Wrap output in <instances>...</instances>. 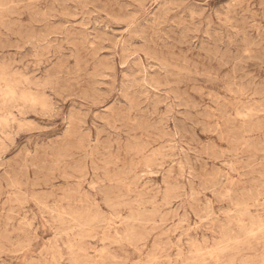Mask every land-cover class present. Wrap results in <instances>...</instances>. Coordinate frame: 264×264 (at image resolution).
Segmentation results:
<instances>
[{"label":"rangeland","instance_id":"obj_1","mask_svg":"<svg viewBox=\"0 0 264 264\" xmlns=\"http://www.w3.org/2000/svg\"><path fill=\"white\" fill-rule=\"evenodd\" d=\"M69 1L0 0V264H264V0Z\"/></svg>","mask_w":264,"mask_h":264},{"label":"bare ground","instance_id":"obj_2","mask_svg":"<svg viewBox=\"0 0 264 264\" xmlns=\"http://www.w3.org/2000/svg\"><path fill=\"white\" fill-rule=\"evenodd\" d=\"M68 1H69V0H68ZM75 1H76V0H75ZM107 1H108V0H107ZM69 2H70V1H69ZM65 3H66V2H65ZM115 3H116V2H115ZM111 4H112V3H111ZM111 4H110V5H111ZM66 5H67V4H66ZM62 6H63V5H62ZM49 7H50V6H49ZM118 7H120V6L118 5ZM103 8H104V7H103ZM110 8H111V7H110ZM120 8H121V7H120ZM46 9H47V8H46ZM47 10H48V9H47ZM107 10H108V9H107ZM121 10H122V9H121ZM6 11H7V10H6ZM10 11H13V10H10ZM79 11H80V10H79ZM117 11H118V10H117ZM163 11H164V10H163ZM163 11H162V13H163ZM239 11H240V10H239ZM48 12H50V11H48ZM122 12H123V10H122ZM2 13H3V12H2ZM6 13H8V11H7ZM9 13H10V12H9ZM9 13H8V14H9ZM11 13H12V12H11ZM33 13H34V12H33ZM123 13H124V12H123ZM159 13H160V12H159ZM162 13H161V15H162ZM237 13H238V12H237ZM46 14H47V11H46ZM48 14H49V13H48ZM163 14H164V13H163ZM34 15H35V13H34ZM161 15H160V17H161ZM122 16H123V15H122ZM38 17H40V16H38ZM38 17H37V18H38ZM120 17H121V16H120ZM252 17H253V16H252ZM37 18H36V19H37ZM124 18H125V17H124ZM36 19H35V20H36ZM38 20H39V19H38ZM263 20H264V18H263ZM159 21H160V18H159ZM35 23H36V21H35ZM35 23H34V24H35ZM1 25H2V24H1ZM1 25H0V26H1ZM14 25H15V24H14ZM153 25H154V24H153ZM156 25H157V24H156ZM16 26H17V25H16ZM27 26H28V25H27ZM2 27H3V26H2ZM10 27H11V26H10ZM31 27H32V25H31ZM154 27H155V26H154ZM158 27H159V26H157V28H158ZM15 28H18V26L15 27ZM21 29H22V28H21ZM107 29H108V28H107ZM147 30H148V29H147ZM147 30H146V31H147ZM6 33H7V32H6ZM12 33H13V32H12ZM7 34H8V33H7ZM14 34H15V33H14ZM37 34H38V33H37ZM148 34H150V33H148ZM148 34H147V35H148ZM64 35H65V33H64ZM147 35H146V36H147ZM28 36H29V35H28ZM28 36H27V37H28ZM185 37H187V36H185ZM29 38H30V37H29ZM33 38H34V37H33ZM33 38H32V39H33ZM173 38H174V37H172V40H173ZM175 38H176V37H175ZM7 39H8V38H7ZM148 39H149V38H148ZM156 39H157V38H156ZM170 39H171V38H170ZM170 39H169V40H170ZM19 40H20V39H19ZM98 40H99V39H98ZM150 40H151V39H150ZM0 41H1V40H0ZM183 41H184V40H183ZM150 42H152V40H151ZM8 43H9V42H8ZM159 43H160V42H159ZM175 43H176V42H175ZM4 44H5V43H4ZM146 44H147V43H146ZM151 44H152V43H151ZM84 45H85V44H84ZM163 45H164V44H163ZM163 45H162V46H163ZM179 45H180V43H179ZM179 45H178V46H179ZM188 45H189V44H188ZM190 45H191V44H190ZM190 45H189V46H190ZM4 46H5V45H4ZM6 46H7V45H6ZM15 46H16V44H15ZM145 46H146V45H145ZM149 46H150V45H149ZM173 46H175V45H173ZM182 46H183V45H182ZM67 47H68V46H67ZM70 47H71V46H70ZM10 48H11V47H10ZM64 48H65V47H64ZM89 48H90V47H89ZM147 48H148V47H147ZM151 48H152V47H151ZM155 48H156V47H155ZM179 48H180V47H179ZM190 48H191V47H190ZM2 49H3V48H2ZM14 49H15V48H14ZM94 49H95V48H94ZM149 49H150V48H149ZM166 49H167V47H166ZM181 49H182V48H181ZM154 50H155V49H154ZM189 50H190V49H189ZM167 51H168V49H167ZM167 51H166V52H167ZM202 51H203V50H202ZM214 51H215V50H214ZM31 52H32V51H31ZM199 52H201V51H199ZM203 52H204V51H203ZM38 53H39V52H38ZM64 53H65V52H64ZM167 53H168V52H167ZM206 53H208V52H206ZM214 53H215V52H214ZM59 54H60V53H59ZM74 54H75V53H74ZM130 54H131V53H130ZM172 54H173V53H172ZM216 54H217V53H216ZM53 55H54V53H53ZM153 55H154V53H153ZM157 55H159V54H157ZM208 55H209V54H208ZM29 56H31V55H29ZM63 56H64V55H63ZM63 56H62V57H63ZM73 56H74V55H73ZM73 56H72V57H73ZM151 56H152V55H151ZM74 57H75V56H74ZM166 57H167V56H166ZM215 57H216V56H215ZM25 58H26V57H25ZM90 58H91V57H90ZM212 58H213V57H212ZM18 59H19V58H18ZM64 59H65V57H64ZM66 59H67V58H66ZM69 59H70V58H69ZM163 59H164V58H163ZM167 59H168V58H167ZM186 59H187V58H186ZM208 59L210 60V57H209ZM216 59H218V58H216ZM224 59H225V56H224ZM26 60H27V59H26ZM159 60H161V59H159ZM250 60H252V59H250ZM13 61H14V60H13ZM23 61H24V59H23ZM97 61H98V60H97ZM223 61H224V60H223ZM19 62H20V61H19ZM149 62H150V61H149ZM166 62H167V61H166ZM181 62H182V61H181ZM215 62H216V61H215ZM22 63H23V62H22ZM65 63H66V62H65ZM74 63H75V62H74ZM82 64H83V63H82ZM173 64H174V63H173ZM175 64H176V63H175ZM234 64H235V63H234ZM97 65H98V64H97ZM104 65H105V64H104ZM109 65H110V63H109ZM109 65H108V66H109ZM179 65H180V64H179ZM179 65H178L177 67H179ZM209 65H210V64H209ZM214 65H215V64H214ZM214 65H213V66H214ZM220 65H222V64H220ZM223 65H224V64H223ZM223 65H222V66H223ZM226 65H227V64H226ZM260 65H261V64H260ZM54 66H55V65H54ZM82 66H83V65H82ZM175 66H176V65H175ZM191 66H192V65H191ZM255 66H256V65H255ZM158 67H159V66H158ZM184 67H185V66H184ZM193 67H194V66H193ZM81 68H82V67H81ZM148 68H149V67H148ZM189 68H190V67H189ZM254 68H255V67H254ZM60 69H61V68H60ZM66 69H67V68H66ZM187 69H188V68H187ZM219 69H220V68H219ZM222 69H223V68H222ZM256 69H257V68H256ZM87 70H88V69H87ZM110 70H111V69H110ZM161 70H164V69H161ZM220 70H221V69H220ZM223 70H224V69H223ZM233 70H235V69H233ZM236 70H237V69H236ZM75 71H76V70H75ZM85 71H86V70H85ZM181 71H182V70H181ZM184 71H185V70H184ZM49 72H50V71H49ZM56 72H57V71H56ZM107 72H109V71H107ZM107 72H106V73H107ZM167 72H169V71H167ZM66 73H67V72H66ZM77 73H78V72H77ZM82 73H83V72H82ZM85 73H86V72H85ZM43 74H44V73H43ZM54 74H55V73H54ZM58 74H60L59 71H58ZM71 74H73V72H72ZM71 74H70V75H71ZM145 74H146V73H145ZM188 74H189V73H188ZM235 74H236V71H235ZM238 74H239V72H238ZM44 75H45V74H44ZM66 75H67V74H66ZM66 75H65V76H66ZM76 75H77V74H75V76H76ZM78 75H79V74H78ZM82 75H83V74H82ZM166 75H167V73H166ZM51 76H52V75H51ZM173 76H174V75H173ZM195 76H196V74H195ZM235 76H236V75H235ZM68 77H69V76H68ZM71 77H72V76H71ZM76 77H78V76H76ZM80 77H81V76H80ZM145 77H146V76H145ZM181 77H182V76H181ZM186 77H187V75H186ZM203 77H204V76H203ZM52 78H54V77H52ZM57 78H58V77H57ZM73 78H74V77H73ZM174 78H175V77H174ZM209 78H211V77H209ZM66 79H67V78H66ZM77 79H78V78H77ZM149 79H150V78H149ZM184 79L186 80L187 78H183V80H184ZM190 79H192V77H190ZM197 79H199V78H197ZM197 79H196V80H197ZM201 79H202V78H201ZM54 80H55V79H54ZM62 80H63V79H62ZM81 80L84 81V79H81ZM150 80H151V79H150ZM180 80H181V78H180ZM187 80H189V78H188ZM210 80H212V79H210ZM215 80H216V79H215ZM51 81H52V80H51ZM64 81H66V80L64 79ZM69 81H71V80H69ZM95 81H96V80H95ZM134 81H135V80H134ZM134 81H133V83H134ZM152 81L154 82L153 79H152ZM203 81H204V80H203ZM205 81H206V80H205ZM212 81H214V80H212ZM28 82H29V81H28ZM49 82H50V81H49ZM53 82H54V81H53ZM53 82H50V83H53ZM59 82H60V81H59ZM61 82H62V81H61ZM90 82H91V81H90ZM215 82H216V81H215ZM232 82H233V81H232ZM57 83H58V81H57ZM63 83H64V82H63ZM85 83H86V82H85ZM111 83H112V82H111ZM126 83H127V82H126ZM155 83H156V82H155ZM184 83H185V82H184ZM193 83H194V82H193ZM196 83H197V82H196ZM210 83H211V82H210ZM64 84H66V83H64ZM71 84H72V83H71ZM92 84H94V83L92 82ZM92 84H91V85H92ZM96 84H97V83H96ZM158 84H159V83H158ZM188 84H189V83H188ZM188 84H187V85H188ZM232 84H233V83H232ZM58 85H59V84H58ZM60 85H61V84H60ZM62 85H63V84H62ZM62 85H61V86H62ZM85 85H86V84H85ZM118 85H119V84H118ZM133 85H134V84H133ZM177 85H178V84H177ZM15 86H17V85H15ZM181 86H182V85H181ZM13 87H14V86H13ZM35 87H36V86H35ZM64 87H66V86H64ZM64 87H63V89H64ZM79 87H80V86H79ZM81 87H82V86H81ZM87 87H88V86H87ZM92 87H93V86H92ZM92 87H91L90 90H92ZM130 87H131V86H130ZM178 87H179V86H178ZM70 88H71V87H70ZM122 88H123V87H122ZM66 89H67V88H66ZM119 89H120V88H119ZM184 89H185V88H184ZM231 89H232V88H231ZM49 90H50V89H49ZM51 90H52V89H51ZM56 90H57V89H56ZM225 90H226V87H225ZM232 90H233V89H232ZM236 90H238V89H236ZM57 91H58V90H57ZM60 91H61V90H60ZM60 91H58V92H60ZM78 91H81V90H78ZM127 91H128V90H127ZM199 91H200V90H199ZM58 92H57V93H58ZM67 92H69V91H67ZM71 92H72V91H71ZM123 92H124V91H123ZM178 92H179V91H178ZM201 92H202V91H201ZM9 93H10V92H9ZM73 93H74V92H73ZM79 93H80V92H79ZM95 93H96V92H95ZM197 93H198V92H197ZM237 93H238V91H237ZM64 94H65V93H64ZM120 94H121V93H120ZM201 94H202V93H201ZM228 94H229V93H228ZM241 94H242V93H241ZM10 95H11V94H10ZM55 95H56V94H55ZM61 95H62V94H61ZM72 95H73V94H72ZM109 95H110V93H109ZM130 95H131V94H130ZM185 95H186V94H185ZM198 95H199V94H198ZM238 95H239V94H238ZM90 96H91V95H90ZM230 96H231V95H230ZM9 97H10V96H9ZM9 97H8V99H9ZM12 97H13V96H12ZM49 97H50V96H49ZM237 97H241V95H240V96H237ZM244 97H245V96H244ZM13 98H14V97H13ZM153 98H154V97H153ZM23 99H25V98H23ZM189 99H191V98H189ZM208 99H209V98H208ZM89 100H90V99H89ZM225 100H226V99H225ZM3 101H4V100H3ZM6 101H7V100H6ZM153 101H154V100H153ZM174 101H175V100H174ZM189 101H190V100H189ZM193 101H194V100H193ZM214 101H215V100H214ZM218 101H219V100H218ZM14 102H15V101H14ZM140 102H141V101H140ZM191 102H192V101H191ZM219 102H220V101H219ZM28 103H29V102H28ZM152 103H153V102H152ZM154 103H155V101H154ZM26 104H27V103H26ZM44 104H45V103H44ZM212 104H213V103H212ZM216 104H217V103H216ZM35 105H36V104H35ZM179 105H180V104H179ZM189 105H191V104H189ZM193 105H194V102H193ZM219 105H220V104H219ZM238 105H239V104H238ZM246 105H248V104H246ZM249 105H250V102H249ZM258 105H259V104H258ZM32 106H33V105H32ZM147 106H148V105H147ZM199 106H200V105H199ZM242 106H243V105H242ZM34 107H35V106H34ZM154 107H155V106H154ZM257 107H258V106H257ZM257 107H256V108H257ZM15 108H16V107H15ZM129 108H130V107H129ZM151 108H152V107H151ZM217 108H218V107H217ZM221 108H222V107H221ZM224 108H225V107H224ZM248 108H249V107H248ZM248 108H247V109H248ZM130 109H131V108H130ZM147 109H148V108H147ZM235 109H236V108H235ZM241 109H242V108H241ZM43 110H44V109H43ZM55 110H56V109H55ZM127 110H128V109H127ZM141 110H142V109H141ZM153 110H154V109H153ZM218 110H219V109H218ZM192 111H193V110H192ZM219 111H220V110H219ZM234 111H235V110H234ZM258 111H259V108H258ZM20 112L22 113V111H20ZM70 112H73V111H70ZM140 112H141V111H140ZM220 112H221V111H220ZM108 113H109V112H108ZM222 113H223V112H222ZM222 113H221V114H222ZM219 114H220V113H219ZM223 114H224V113H223ZM223 114H222V115H223ZM225 114H226V113H225ZM109 115H110V114H109ZM119 115H120V114H119ZM250 115H252V114H250ZM70 116H71V115H70ZM68 117H69V116H68ZM226 117H227V116H226ZM246 117H247V116H246ZM252 117H253V116H252ZM115 118H116V117H115ZM126 118H127V117H125V121L128 119V118H127V119H126ZM190 118H191V117H190ZM240 118H241V117H240ZM242 118H243V117H242ZM68 119H69V118H68ZM119 119H120V118H119ZM186 119H187V118H186ZM197 119H198V118H197ZM197 119H196V120H197ZM203 119H204V118H203ZM229 119H230V118H229ZM238 119H239V116H238ZM246 119H247V118H246ZM142 120H143V118H142ZM231 120H232V119H231ZM244 120H245V119H243V121H244ZM250 120H251V119H250ZM65 121H66V120H65ZM247 121H248V120H247ZM110 122H111V121H110ZM127 122H128V121H127ZM127 122H126V124H127ZM136 122H137V121H136ZM192 122H193V121H192ZM214 122H215V121H214ZM223 122H224V121H223ZM241 122H242V121H241ZM115 123H116V122H115ZM118 123H119V120H118ZM137 123H139V122H137ZM159 123H161V122H159ZM246 123H247V122H246ZM69 124H70V123H69ZM135 124H136V123H135ZM250 124H251V123H250ZM158 125H159V124H158ZM196 125H197V124H196ZM229 125H230V124H229ZM231 125H232V124H231ZM140 126H141V125H140ZM140 126H139V127H140ZM154 126L156 127V125H154ZM154 126H153V127H154ZM198 126H199V125H198ZM234 126H235V125H234ZM245 126H246V125H245ZM113 127H114V126H113ZM144 127H145V126H144ZM196 127H197V126H196ZM203 127H205V126H203ZM16 128H17V127H16ZM141 128H142V127H141ZM151 128H152V127H151ZM185 128H186V127H185ZM215 128H216V127H215ZM218 128H219V127H218ZM135 129H136V128H135ZM144 129H145V128H144ZM208 129H209V128H208ZM244 129H245V127H244ZM246 129H247V128H246ZM249 129H250V127H249ZM249 129H248V130H249ZM114 130H115V129H114ZM131 130H132V129H131ZM133 130H134V129H133ZM146 130H147V129H146ZM146 130H145V131H146ZM187 130H188V128H187ZM187 130H186V131H187ZM205 130H206V129H205ZM215 130H216V129H215ZM218 130H219V129H218ZM25 131H26V130H25ZM153 131H154V130H153ZM153 131H152V132H153ZM182 131H183V130H182ZM192 131H193V130H192ZM154 132H155V131H154ZM184 132H185V131H184ZM184 132H183V134H184ZM211 132H213V131L211 130ZM156 133H157V132H156ZM206 133H207V132H206ZM158 134H159V133H158ZM163 134H164V133H163ZM232 134H233V133H232ZM232 134H231V135H232ZM105 135H106V134H105ZM120 135H121V134H120ZM131 135H132V134H131ZM167 135H168V134H167ZM191 135H192V134H191ZM199 135H200V134H199ZM204 135H205V134H204ZM207 135H208V134H207ZM218 135H219V134H217V136H218ZM220 135H221V134H220ZM239 135H241V134H239ZM101 136H102V135H101ZM236 136H237V135H235V137H236ZM245 136H246V135H245ZM245 136H244V137H245ZM176 137H177V136H176ZM189 137H190V136H189ZM189 137H188V138H189ZM192 137H193V136H192ZM221 137H222V135H221ZM241 138H242V137H241ZM62 139H63V138H62ZM219 139H220V138H219ZM223 140H224V139H223ZM240 140L242 141V139H240ZM247 140H248V139H247ZM82 141H83V140H82ZM193 141H194V140H193ZM195 141H197V140L195 139ZM236 141H238V140H236ZM249 141H250V140H249ZM104 142H105V141H104ZM107 142H108V141H107ZM247 142H248V141H247ZM253 142H254V141H253ZM62 143H63V142H62ZM64 143H65V142H64ZM66 143H67V142H66ZM109 143H110V142H109ZM165 143H166V142H165ZM200 143H201V142H200ZM209 143H210V142H209ZM213 143H214V142H213ZM251 143H252V142H251ZM102 144L105 146L104 143H102ZM140 144H141V143H140ZM207 144H208V143H207ZM106 145H107V143H106ZM263 145H264V144H263ZM65 146H66V144H65ZM95 146H96V145H95ZM95 146H94V147H95ZM57 147H58V146H57ZM94 147H93V148H94ZM110 147H111V143H110ZM138 147H139V146H138ZM25 148H26V147H25ZM47 148H48V147H47ZM213 148H214V147H213ZM261 148H262V147H261ZM261 148H260V149H261ZM58 149H59V148H58ZM58 149L56 148V150H58ZM145 149H146V148H145ZM202 149H203V148H202ZM202 149H201V150H202ZM258 149H259V148H258ZM25 150H26V149H25ZM65 150H66V149H65ZM66 151H67V150H66ZM110 151H111V150H110ZM203 151H204V150H203ZM234 151H235V150H234ZM258 151H259V150H258ZM260 151H261V150H260ZM24 152H25V151H24ZM62 152L64 153L65 151H62ZM76 152H77V151H76ZM128 152H129V151H128ZM157 152H158V151H157ZM237 152H238V151H237ZM261 152H262V151H261ZM129 153H131V152H129ZM158 153H159V152H158ZM197 153H198V152H197ZM197 153H196V154H197ZM223 153H227V152H223ZM111 154H112V153H111ZM118 154H121V153H118ZM118 154H117V155H118ZM38 155H39V154H38ZM50 155H51V154H50ZM52 155H54V154H52ZM57 155H58V154H57ZM63 155H64V154H63ZM96 155H97V154H96ZM197 155H198V154H197ZM216 155H217V154H216ZM221 155H222V153H221ZM223 155H224V154H223ZM227 155H229V154H227ZM232 155H233V154H232ZM29 156H30V155H29ZM34 156H35V155H34ZM66 156H67V155H66ZM225 156H226V154H225ZM233 156H234V155H233ZM241 156H242V155H241ZM262 156H263V155H262ZM22 157H23V156H22ZM22 157H20V158H22ZM26 157L29 158L28 156H26ZM30 157H31V156H30ZM38 157H39V156H38ZM52 157H53V156H52ZM69 157H70V156H69ZM87 157H88V156H87ZM97 157H98V156H97ZM118 157H119V156H118ZM207 157H208V156H207ZM44 158H45V157H43V159H44ZM47 158H48V157H47ZM88 158H89V157H88ZM115 158H116V157H115ZM214 158H216V157H214ZM224 158H225V157H224ZM236 158H237V156H236ZM45 159H46V158H45ZM53 159H54V157H53ZM73 159H75L74 156H73ZM85 159H86V158H85ZM237 159H238V158H237ZM22 160H23V159H22ZM32 160H33V159H32ZM32 160H30V161H32ZM48 160H50V159L48 158ZM59 160L61 161L62 158H60ZM215 160H216V159H215ZM81 161H82V160H81ZM114 161H115V160H114ZM176 161H177V160H176ZM33 162H34V161H33ZM42 162H43V161H42ZM84 162H85V161H84ZM115 162H116V161H115ZM127 162H128V161H127ZM228 162H231V161H228ZM0 163H1V162H0ZM2 163H3V162H2ZM25 163H26V162H25ZM39 163H40V161H39ZM82 163H83V162H82ZM52 164H53V163H52ZM2 165H3V164H2ZM2 165H1V166H2ZM53 165H54V164H53ZM59 165H60V164H59ZM137 165H138V164H137ZM231 165H232V164H231ZM40 166H41V165H40ZM54 166H55V165H54ZM65 166H66V165H65ZM114 166H116V165H114ZM138 166H139V165H138ZM194 166H195V164H194ZM232 166H233V165H232ZM21 167H22V166H21ZM23 167H24V166H23ZM23 167H22V168H23ZM38 167H39V166H38ZM44 167H46V166H44ZM52 167H53V166H52ZM61 167H62V165H61ZM85 167H87V166H85ZM128 167H129V166H128ZM128 167H127V168H128ZM191 167H192V166H191ZM195 167H196V166H195ZM234 167H235V166H234ZM40 168H42V167H40ZM56 168H57V167H56ZM56 168H55V169H56ZM59 168H60V167H59ZM125 168H126V167H125ZM145 168H147V167H145ZM200 168H201V166H200ZM227 168H228V167H227ZM18 169H19V168H18ZM52 169H53V168H52ZM60 169H61V168H60ZM132 169H133V168H132ZM190 169H191V168H190ZM196 169H197V168H196ZM229 169H230V167H229ZM229 169H228V171H229ZM232 169H233V168H232ZM22 170H24V168H23ZM128 170H129V169H128ZM128 170H127V171H128ZM191 170H192V169H191ZM233 170H234V169H233ZM14 171H15V170H14ZM58 171H59V170H58ZM69 171H70V170H69ZM136 171H137V169H136ZM230 171H232V170H230ZM17 172H18V171H17ZM45 172H46V171H45ZM132 172H134V170H133ZM188 172H189V170H188ZM232 172H233V171H232ZM234 172H235V171H234ZM38 173H39V172H38ZM41 173H42V172H41ZM52 173H53V170H52ZM146 173H147V172H146ZM218 173H219V171H218ZM23 174H24V172H23ZM43 174H44V173H43ZM46 174H47V173H46ZM48 174H49V172H48ZM58 174H59V173H58ZM130 174H131V173H130ZM150 174H151V173H150ZM216 174H217V173H216ZM221 174H222V173H221ZM235 174L237 175V173H235ZM18 175H19V173L17 174V176H18ZM25 175H26V174H25ZM25 175H24V176L22 175V177H25ZM38 175H39V174H38ZM41 175H42V174H41ZM51 175H52V174H51ZM104 175H105V174H104ZM131 175H132V174H131ZM251 175H252V174H251ZM253 175H254V174H253ZM26 176H27V175H26ZM48 176H50V175H48ZM249 176H250V175H249ZM32 177H33V176H32ZM36 177H37V176H36ZM141 177H142V176H141ZM143 177H145V176H143ZM149 177H151V176H149ZM15 178H16V177H15ZM65 178H66V177H64L63 179H65ZM162 178H163V177H162ZM204 178H205V177H204ZM226 178H227V177H226ZM250 178H251V177H250ZM258 178H259V177H258ZM13 179H14V178H13ZM24 179H25V178H24ZM33 179H34V178H33ZM45 179H46V178H45ZM214 179H215V178H214ZM221 179H222V178H221ZM239 179H240V177H239ZM4 180H6V179H2V181H4ZM14 180H15V179H14ZM14 180H13V181H14ZM21 180H23V179H21ZM67 180H68V179H67ZM140 180H141V178H140ZM64 181H65V180H64ZM218 181H219V180H218ZM240 181H241V180H240ZM14 182H16V181H14ZM14 182H13V183H14ZM135 182H136V181H135ZM201 182H202V181H201ZM235 182H237V181H234V183H235ZM262 182H263V181H262ZM45 183H46V182H45ZM111 183H112V182H111ZM197 183H198V182H197ZM217 183H218V182H217ZM25 184H26V183H25ZM212 184H213V183H211L210 185H212ZM215 184H216V183H215ZM231 184H233V183H231ZM258 184H259V183H258ZM9 185H11V184L9 183ZM21 185H22V184H21ZM207 185H208V184H207ZM213 185H214V184H213ZM216 185H217V184H216ZM220 185H221V184H220ZM255 185H256V184H255ZM14 186H15V185H14ZM190 186H191V185H190ZM259 186H260V185H259ZM33 187H34V186H33ZM209 187H210V186H209ZM212 187H213V186H212ZM212 187H211V188H212ZM217 187H219V186H217ZM257 187H258V186H257ZM261 187H263V186H261ZM13 188H14V187H13ZM13 188H12V189H13ZM94 188H95V186H94ZM97 188H98V187H97ZM204 188H205V187H204ZM213 188H214V187H213ZM209 189H210V188H209ZM221 189H222V188H221ZM262 189L264 190V187H263ZM13 190H14V189H13ZM93 190H94V189H93ZM210 190H212V189H210ZM214 190H215V189H214ZM254 190H255V189H254ZM256 190H257V189H256ZM102 191H103V190H102ZM104 191H105V190H104ZM100 192H101V190H100ZM110 192H112V190H111ZM259 192H260V191H259ZM5 193H6V192H5ZM105 193H107V192H105ZM108 193H109V190H108ZM108 193H107V195H105L104 197L110 195V194H108ZM201 193H202V192H201ZM206 193H209V192H206ZM206 193H205V194H206ZM193 194H194V193H193ZM216 194H217V193H216ZM245 194H246V193H245ZM251 194H252V192H251ZM251 194H250V196H251ZM15 195H16V194H15ZM196 195H197V194H196ZM198 195H199V194H198ZM198 195H197V196H198ZM209 195H210V194H209ZM226 195H227V194H226ZM228 195H229V194H228ZM243 195H244V194H243ZM253 195H254V191H253ZM256 195H257V194H256ZM213 196H214V195H213ZM229 196H230V195H229ZM231 196H232V195H231ZM109 197H111V195H110ZM205 197H206V196H205ZM216 197H217V196H216ZM227 197H228V196H227ZM232 197H234V196H232ZM253 197H254V196H253ZM16 198H17V197H16ZM46 198H47V197H46ZM112 198H114V197H112ZM212 198H213V197H212ZM230 198H231V197H230ZM235 198L237 199V197H235ZM235 198H234V199H235ZM238 198H239V197H238ZM251 198H252V197H251ZM256 198H257V197H256ZM106 199H107V198H106ZM231 199H233V198H231ZM3 200H4V199H3ZM13 200H14V199H13ZM113 200H114V199H113ZM122 200L124 201V199H122ZM222 200H223V199H222ZM224 200H225V199H224ZM16 201H17V200H16ZM206 201H207V200H206ZM233 201H234V200H233ZM64 202H65V201H64ZM104 202H105V201H104ZM107 202H108V201H107ZM242 202H243V201H242ZM259 202H260V201H259ZM259 202H258V203H259ZM6 203H7V202H6ZM68 203H69V202H68ZM105 203H106V202H105ZM121 203H122V202H121ZM18 204H19V203H18ZM108 204H109V203H108ZM117 204H118V203H117ZM123 204H124V203H123ZM210 204H212V203L210 202ZM109 205H110V204H109ZM118 205H119V204H118ZM145 205H146V203H145ZM207 205H208V204H207ZM255 205H256V204H255ZM257 205H258V204H257ZM17 206H18V205H17ZM123 206H124V205H123ZM149 206H150V205H149ZM208 206H210V205H208ZM59 207H60V206H59ZM108 207H109V206H107V208H108ZM124 207H125V206H124ZM136 207H137V205H136ZM176 207H177V206H176ZM200 207H201V206H200ZM211 207H212V206H211ZM211 207H210V208H211ZM257 207H258V206H257ZM110 208H111V207H110ZM141 208H142V207H141ZM41 209H42V208H41ZM43 209H44V208H43ZM54 209H55V208H54ZM108 209H109V208H108ZM112 209H113V208H112ZM112 209H111V210H112ZM55 210H56V209H55ZM152 210H154V207H153ZM158 210H159V209H158ZM203 210H205V209L203 208ZM206 210H207V209H206ZM241 210H242V209H241ZM247 210H248V209H247ZM14 211H15V210H14ZM56 211H57V210H56ZM114 211H115V210H114ZM212 211H213V209H212ZM234 211H235V210H234ZM260 211H261V210H260ZM57 212H58V211H57ZM144 212H145V211H144ZM197 212H198V211H197ZM208 212H209V208H208ZM250 212H251V211H250ZM27 213H28V212H27ZM48 213H49V211H48ZM145 213H146V212H145ZM154 213H155V211H154ZM154 213H153V214H154ZM235 213H236V212H235ZM248 213H249V212H248ZM31 214H32V213H31ZM58 214H59V213H58ZM132 214H133V213H132ZM156 214H157V213H156ZM183 214H184V213H183ZM192 214H193V213H192ZM197 214H198V213H197ZM47 215H48V214H47ZM50 215H51V214H50ZM143 215H144V214H143ZM184 215H185V214H184ZM203 215H204V214H203ZM207 215H208V213H207ZM209 215H210V213H209ZM247 215H249V217H250V213L247 214ZM247 215H246V216H247ZM48 216H49V215H48ZM55 216H56V214H55ZM78 216H79V215H78ZM156 216H157V215H156ZM196 216H197V215H196ZM229 216H230V215H229ZM233 216H234V215H233ZM233 216H232V217H233ZM241 216H242V215H241ZM12 217H13V216H12ZM145 217H147V216H145ZM154 217H155V216H154ZM205 217H207V216H204V218H205ZM235 217H236V216H235ZM256 217H257V216H256ZM26 218H27V217H26ZM75 218H76V216H75ZM75 218H74V219H75ZM204 218H203V219H204ZM210 218H211V217H210ZM250 218H252V217H250ZM163 219H164V218H163ZM163 219H162V220H163ZM207 219L210 220L209 218H207ZM207 219L205 218V220H207ZM227 219H228V217H227ZM240 219H241V221L243 220L242 218H240ZM248 219H249V218H248ZM24 220H25V219H24ZM58 220H60V218H58ZM76 220H77V218L75 219V221H76ZM138 220L141 221V219H138ZM208 220H207L206 222H208ZM211 220H212V219H211ZM10 221H11V220H10ZM61 221H62V220H61ZM61 221H60V222H61ZM142 221H143V220H142ZM181 221H183V220H181ZM198 221H199V220H198ZM86 222H88V221H86ZM89 222H90V221H89ZM94 222H95V221H94ZM97 222H98V221H97ZM137 222H138V221H137ZM58 223H59V222H58ZM128 223H129V222H128ZM130 223H131V222H130ZM130 223H129V224H130ZM144 223H145V222H144ZM203 223H204V222H203ZM232 223H233V222H232ZM254 223H255V222H253V224H254ZM256 223H257V222H256ZM256 223H255V224H256ZM10 224H11V223H10ZM31 224H32V223H31ZM31 224H30V225H31ZM137 224H138V223H137ZM160 224H161V223H160ZM253 224H252V225H253ZM260 224H261V223H260ZM30 225H29V226H30ZM64 225H65V224H64ZM134 225H136V224H134ZM91 226H93V225H91ZM98 226H99V225H98ZM146 226H147V225H146ZM153 226H154V225H153ZM243 226H244V224H243ZM253 226H254V225H253ZM94 227H95V226H94ZM246 227H247V226H246ZM261 227L264 228L263 226H261ZM80 228H81V227H80ZM114 228H115V227H114ZM109 229H110V228H109ZM5 230H6V229H5ZM257 230H258V229H257ZM259 230H260V228H259ZM37 231H38V230H37ZM55 231H56V230H55ZM82 231H83V230H82ZM84 231H85V230H84ZM84 231H83V232H84ZM249 231H250V230H249ZM262 231H263V230H262ZM131 232H132V231H131ZM33 233H34V232H33ZM227 233H229V232H227ZM243 233H244V232H243ZM243 233H242V234H243ZM246 233H247V232H246ZM70 234H72V233H70ZM252 234H253V233H252ZM58 235H59V234H58ZM65 235H67V234H65ZM261 235H262V234H261ZM5 236H6V235H5ZM26 236H27V235H26ZM67 236H69V234H68ZM71 236H72V235H71ZM96 236H97V235H96ZM116 236H117V235H116ZM262 236H263V235H262ZM60 237H61V236H60ZM78 237H79V236H78ZM97 237H98V236H97ZM258 237H259V236H258ZM9 238H10V237H9ZM117 238H118V237H117ZM252 238H253V237H252ZM7 239H8V236H7ZM35 239H36V238H35ZM82 239H83V238H82ZM119 239H120V238H119ZM8 240H9V239H8ZM60 240H61V238H60ZM254 240H256V239H253V241H254ZM67 241H68V240H67ZM95 241H96V240H95ZM181 241H182V240H181ZM227 241H228V240H227ZM6 242H7V241H6ZM73 242H74V241H73ZM77 242H78V241H77ZM80 242H81V241H80ZM120 242H121V239H120ZM128 242H129V240H128ZM179 242H180V241H179ZM107 243H108V242H107ZM122 243H123V242H122ZM134 243H135V242H134ZM134 243H133V244H134ZM136 243H137V242H136ZM181 243H182V242H181ZM225 243H226V242H225ZM234 243H235V242H234ZM9 244H10V243H9ZM101 244H102V243H101ZM119 244H120V243H119ZM235 244H236V243H235ZM237 244H238V243H237ZM116 245H117V244H116ZM135 245H136V244H135ZM176 245H177V244H176ZM221 245H223V244H220V246H221ZM233 245H234V244H233ZM233 245H232V246H233ZM242 245H243V244H242ZM232 246H231V247H232ZM100 247H101V246H100ZM177 247H178V245H177ZM227 248H229V247H227ZM70 249H71V248H70ZM194 249H195V248H194ZM219 249H220V247H219ZM225 249H226V248H225ZM73 250H74V249H73ZM192 250H193V249H192ZM227 250H228V249H227ZM71 251H72V250H71ZM200 251H201V250H200ZM223 251H224V250H223ZM223 251H221L222 254L224 253ZM49 252H50V251H49ZM69 252H70V251H69ZM100 252H101V251H100ZM242 252H243V251H242ZM77 253H78V252H77ZM102 253H103V252H101V254H102ZM104 253H105V252H104ZM199 253H200V252H199ZM199 253H198V254H199ZM205 253H206V252H205ZM70 254H72V253H70ZM78 254H79V253H78ZM88 254H89V253H88ZM180 254H181V253H180ZM214 254H215V253H214ZM214 254H213V255H214ZM9 255H10V254H9ZM196 255H197V254H196ZM202 255H203V254H202ZM211 255H212V254H211ZM103 256H104V255H103ZM199 256H201V255H198V257H199ZM61 257H62V256H61ZM75 257H76V255H75ZM101 257H102V256H101ZM191 257H192V256H191ZM213 259H214V258H213ZM216 259H217V258H216ZM111 260H112V258H111ZM197 260H198V258H197ZM123 261H124V260H123ZM178 261H179V260H178ZM72 262H73V261H72ZM244 262H245V261H244ZM58 263H59V262H58ZM178 263H179V262H178ZM203 263H204V262H203ZM74 264H75V263H74Z\"/></svg>","mask_w":264,"mask_h":264}]
</instances>
